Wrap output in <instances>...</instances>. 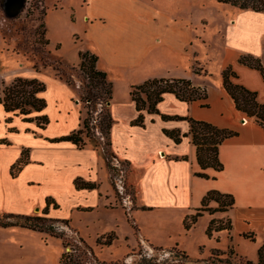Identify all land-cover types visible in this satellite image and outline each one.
I'll use <instances>...</instances> for the list:
<instances>
[{
	"label": "crops",
	"instance_id": "1",
	"mask_svg": "<svg viewBox=\"0 0 264 264\" xmlns=\"http://www.w3.org/2000/svg\"><path fill=\"white\" fill-rule=\"evenodd\" d=\"M84 4V19L88 27L83 37L88 42L94 41L95 47L86 46L81 53L96 55L98 70L106 73L113 84L110 106L113 119L111 150L119 161L130 167L129 176L124 177V180L134 189L136 207L133 201H130L132 206L116 203V191L103 149L92 145L79 149L68 142H49L81 129L84 117H80L73 131L58 135L48 133L51 121L45 130L38 129V132L32 129V132H28L24 128L23 133L41 141L36 145L25 144L21 148L19 158L24 149L29 150V164L18 177L13 178L10 169L19 158L13 161L9 164L10 178L20 179L28 173V186H40V179L35 175L44 171L64 186L66 192L65 197L53 195L56 199L46 195L39 208L35 207L38 204L33 203V212L23 214L42 213L48 197L53 198L59 206L58 209L51 206L48 216L59 220H67L59 214L64 198L72 210L80 212H88L101 205L106 209L127 210L130 215L136 211L158 208L197 212L203 208L207 194L217 191L233 196L235 201L234 206L227 211L211 215L224 214L213 220L231 221L232 230L228 231L231 241L235 236L243 237L250 233L262 234L264 240V199L261 200L264 198V129L236 110L223 87L222 79L223 72L231 67L238 76L236 82L257 92L258 101L264 104V78L261 72L240 63L242 56H250L264 66V13L226 5L229 8L228 14L216 20L217 33L221 36V52L211 54L204 61L193 39L183 34L178 22L160 13H152L143 3L110 0L109 7L99 11H96V0H84ZM116 8L127 9V12L117 11ZM182 59H186L184 63ZM215 60L218 64L211 65ZM197 69L201 71L199 74L195 72ZM32 79L40 81L39 78ZM155 79L190 81L194 87L205 89L208 98L183 102L175 94L168 93L158 105L160 115L145 111V126H133L132 122L138 118L139 112L132 100L131 91ZM123 91L124 95L119 97L118 94ZM45 92L42 97L47 100ZM77 94L79 105V92ZM46 109L44 114L49 118ZM162 115L207 122L238 133L220 146L219 160L223 170L210 168L206 170L208 179L196 177L199 165L192 137H185L180 144H176L165 134V131H179L181 135H188L190 122L165 121ZM14 129L16 132L7 129L0 132V141L10 143V146L0 147L12 146L13 136L20 134ZM184 157L188 160H183ZM105 178L111 188L104 193L102 185ZM77 179L95 184L97 188L78 190L75 186ZM202 181L208 187L202 185ZM208 208L215 210L219 204L211 201ZM67 221L70 223V220Z\"/></svg>",
	"mask_w": 264,
	"mask_h": 264
},
{
	"label": "rangeland",
	"instance_id": "2",
	"mask_svg": "<svg viewBox=\"0 0 264 264\" xmlns=\"http://www.w3.org/2000/svg\"><path fill=\"white\" fill-rule=\"evenodd\" d=\"M1 1L0 87L2 83L9 85L18 77L39 78L47 88L46 114L51 121L48 133L58 135L73 131L80 117H84V120L89 119L92 127V143L105 144L107 138L101 132V125L111 113V105L104 98L96 102L86 101L89 84L79 68L81 50L86 46L95 47L94 41L88 42L83 37L88 27L84 19V0H26L24 11L14 19L6 16ZM133 1L143 3L152 13H160L178 22L183 34L193 39L204 61L211 54L221 52V36L217 33L216 20L228 14L226 5L216 0ZM96 2V11L110 5V0ZM116 9L127 12V9ZM204 40L208 42L203 43ZM185 60L182 59V62ZM217 64L215 60L211 65ZM67 81L72 85H67ZM123 95L124 91L118 94L119 97ZM6 114L0 104V132L16 128L20 134L13 136L11 147H0V213L26 215L23 213L33 212V203L38 204L35 207L39 208L44 197H65L66 191L44 171L35 175L40 179V186H28V173L20 179L10 178L9 164L19 158L21 148L25 144L36 145L41 140L23 133L25 127L28 132H32L31 129L38 132L35 123L24 122L20 115ZM35 116L33 113L30 117ZM8 117H12L10 125L5 123ZM114 163L117 172L111 174V179L115 186L116 203L131 205L130 201H133L136 207L134 189L124 180L129 176L130 167L119 160ZM201 183L208 187L205 182ZM110 188L111 184L105 178L102 191L105 193ZM61 202L59 214L70 220L64 240L20 227H0V264H60L63 253L75 256L82 264H144L150 261L172 264L176 258L175 252L188 257L180 264H241V259L242 262L246 259L257 263L258 251L264 241L259 233H255V241L240 236H235L231 241L228 231L209 236L211 221L224 214L211 216L210 212H204L187 230L185 220L188 216L196 215L195 210L187 212L176 208H158L136 211L130 215L127 210L106 209L102 205L88 212H80L72 210L66 198ZM33 215L42 214L38 211ZM218 221L223 225L228 223V219ZM111 234L114 235L111 245H98V239ZM80 239L91 247L93 255L83 257ZM63 241L69 246L64 248ZM214 250L225 253L234 250L237 256L213 257L211 254Z\"/></svg>",
	"mask_w": 264,
	"mask_h": 264
},
{
	"label": "trees",
	"instance_id": "3",
	"mask_svg": "<svg viewBox=\"0 0 264 264\" xmlns=\"http://www.w3.org/2000/svg\"><path fill=\"white\" fill-rule=\"evenodd\" d=\"M220 4L231 5L241 10H252L255 12L264 13V0H216ZM81 65L80 70L84 72V75L88 81L87 99L86 101L96 102L100 98H104L106 103L110 106L113 100V84L109 81L106 73L101 72L97 68L98 57L90 53H80ZM240 63L256 69L261 72L264 78V66L262 63L250 56H242L240 58ZM197 74L201 71L196 70ZM223 87L229 97L232 99L235 108L238 112L244 114L247 118L253 119L259 126L264 129V104L258 101L257 92L250 91L243 85L236 82L238 79L237 74L233 69L227 68L223 74ZM69 85H72L70 81H67ZM46 90L44 83L37 79H26L23 77H18L13 80L12 83L6 85L2 84L0 87V104L3 105L4 110L7 114H15V116H23V120L27 123H35L40 130H45L49 125L50 120L44 114L47 108V102L42 97ZM2 93V95H1ZM99 93V95H98ZM168 93L175 94L176 97L183 102H195L198 100H206L208 98V93L205 89L196 88L192 85L190 81L187 80H149L144 84L134 87L131 91L132 100L136 104L137 111L139 112L138 118L132 122L133 126L144 127L145 126V116L144 112L147 111L149 114L160 115L158 105L164 100V96ZM100 94L102 96H100ZM145 96V97H144ZM35 113L34 118L30 117L31 114ZM12 117L6 119L7 124L12 123ZM162 119L165 121L177 120L183 121L187 120L190 122V132L188 135H181L179 131H165V134L174 140L176 144H180L183 138L191 136L192 143L197 150V163L199 165V171L195 173V176L202 179H208L209 176L206 174V170L212 168L216 171H222L223 166L219 160V149L220 146L229 138L235 137L238 133L227 130L220 129L210 123L195 121L190 118L181 117H169L162 115ZM113 126L112 115L109 112L104 118L103 124L101 125V132L107 138L105 144L102 143H92L93 136L91 133L92 127L90 125L89 119L83 121L81 129L75 130L67 136L49 140V142L58 144L62 142H68L76 145L79 149H84L85 147L92 145L95 148L103 149L104 156L106 158L107 167L110 173L117 172L116 161H118L116 155L111 150V129ZM11 132H16L14 128ZM0 145L10 146L7 141H0ZM183 160H188L184 157ZM113 162V163H112ZM29 164V150H23L19 160L11 167L10 174L13 178L19 176L23 168ZM75 186L78 190L86 189L93 190L97 186L92 183L85 182L82 179H77L75 181ZM115 188V186H114ZM211 201H216L219 204L217 209H205L208 203ZM46 207L42 211V215H19V214H6L0 213V227L10 228V227H20L24 229H29L35 232L43 233L54 238H59L64 240L65 230L70 228V223L67 220H59L50 218L49 208L53 206L58 209L59 206L55 203L54 199L48 197L45 201ZM235 204L234 198L231 195L221 194L217 191H211L207 194L203 200V208L197 210V214L194 216H188L185 220V227L187 230L194 225L198 218L202 216L204 212H210L214 214L216 212H225L227 209L232 208ZM232 224L228 220L226 225L218 220H212L209 228L208 235L211 236L212 233L221 231H231ZM244 238L255 241V234H245ZM106 239V240H105ZM114 239V235H108L106 238L98 239L97 243L99 246H109ZM81 243L83 257L93 255L91 252V247L82 239L79 240ZM64 248L69 245L63 241ZM176 253V258L172 264H180L182 261L188 259L185 254ZM213 257H228L236 255L235 251L232 250L229 253H225L221 250H214L211 254ZM237 256V255H236ZM75 257V256H74ZM69 253H63L60 258V264H82L78 258H74ZM82 257V256H81ZM241 264H264V242L258 251V261L254 263L253 261L246 260ZM144 264H158L153 261L144 262ZM171 264V263H164Z\"/></svg>",
	"mask_w": 264,
	"mask_h": 264
},
{
	"label": "water",
	"instance_id": "4",
	"mask_svg": "<svg viewBox=\"0 0 264 264\" xmlns=\"http://www.w3.org/2000/svg\"><path fill=\"white\" fill-rule=\"evenodd\" d=\"M26 5V0H2L1 6L6 14V16L10 19H14L21 15L24 11Z\"/></svg>",
	"mask_w": 264,
	"mask_h": 264
}]
</instances>
